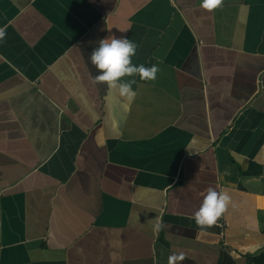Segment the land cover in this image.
<instances>
[{
    "label": "crops",
    "instance_id": "crops-1",
    "mask_svg": "<svg viewBox=\"0 0 264 264\" xmlns=\"http://www.w3.org/2000/svg\"><path fill=\"white\" fill-rule=\"evenodd\" d=\"M0 264H245L264 250V0H0ZM127 37L126 105L89 63ZM230 204L207 234V189ZM160 219L164 228L153 231Z\"/></svg>",
    "mask_w": 264,
    "mask_h": 264
},
{
    "label": "clouds",
    "instance_id": "clouds-1",
    "mask_svg": "<svg viewBox=\"0 0 264 264\" xmlns=\"http://www.w3.org/2000/svg\"><path fill=\"white\" fill-rule=\"evenodd\" d=\"M223 5V0H200V7L208 12ZM6 30L0 28V41H4ZM137 44L127 37H113L99 41L90 57L89 63L94 66L97 75L93 82L97 85L106 86L107 90L115 92L123 102L131 106L136 99L137 92L133 90L135 79L124 80V77L139 76L142 81H154L160 71L157 65L145 67L143 64H132V57L136 55ZM230 195L227 190L217 191L209 187L203 201L194 215L197 236L210 232L218 219L223 215L230 204ZM164 228L163 222L157 218L153 224V231L159 232ZM185 259L183 253L173 254L168 257V264H181Z\"/></svg>",
    "mask_w": 264,
    "mask_h": 264
},
{
    "label": "trees",
    "instance_id": "trees-1",
    "mask_svg": "<svg viewBox=\"0 0 264 264\" xmlns=\"http://www.w3.org/2000/svg\"><path fill=\"white\" fill-rule=\"evenodd\" d=\"M245 264H264V250L254 254H245Z\"/></svg>",
    "mask_w": 264,
    "mask_h": 264
}]
</instances>
